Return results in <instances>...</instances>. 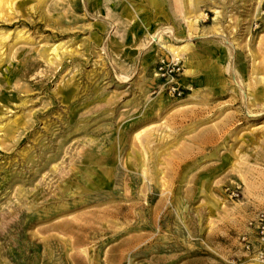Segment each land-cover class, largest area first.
Instances as JSON below:
<instances>
[{
    "label": "rangeland",
    "instance_id": "1",
    "mask_svg": "<svg viewBox=\"0 0 264 264\" xmlns=\"http://www.w3.org/2000/svg\"><path fill=\"white\" fill-rule=\"evenodd\" d=\"M262 211L264 0L0 3V264H262Z\"/></svg>",
    "mask_w": 264,
    "mask_h": 264
},
{
    "label": "built area",
    "instance_id": "2",
    "mask_svg": "<svg viewBox=\"0 0 264 264\" xmlns=\"http://www.w3.org/2000/svg\"><path fill=\"white\" fill-rule=\"evenodd\" d=\"M158 75L163 79L173 78L176 73L181 71L179 64H167L162 61L158 66ZM170 94L180 96L182 93L179 88L175 86L170 87ZM239 188L232 192V197L239 198ZM249 232L241 236L240 242L243 249L255 256L256 260L264 264V211L257 214V216L249 223Z\"/></svg>",
    "mask_w": 264,
    "mask_h": 264
},
{
    "label": "bare ground",
    "instance_id": "3",
    "mask_svg": "<svg viewBox=\"0 0 264 264\" xmlns=\"http://www.w3.org/2000/svg\"><path fill=\"white\" fill-rule=\"evenodd\" d=\"M4 0H0V3H2ZM14 1V0H13ZM12 2V1H11ZM13 4V3H12ZM8 5V4H7ZM13 7V6H12ZM6 8V7H5ZM9 11V10H8ZM4 15V14H3ZM157 33L152 37V39L153 40H155V41H161L162 39H163V35H166V34H174V29H172L171 27L170 28H161V29H159L158 31H156ZM169 49H171L176 55L175 56H178L179 55V51L182 49V47H171V48H169ZM187 51V50H186ZM185 51V52H186ZM184 52V51H183ZM182 52V53H183ZM181 53V52H180ZM57 55V54H56ZM57 58H59V56H57ZM120 77V76H119ZM120 79L122 80V81H125L126 80V78L125 77H120ZM143 132V131H142ZM139 134V133H138ZM137 134V135H138ZM141 136V135H140ZM146 138H148L147 136H146ZM151 138V137H150ZM155 139V138H154ZM154 139H153V141H154ZM139 140H141V139H139ZM148 140V139H147ZM150 140V139H149ZM149 140H148V142H149ZM144 141H145V138H144ZM153 141H152V143H153ZM138 142V141H137ZM128 143V142H127ZM141 143V142H140ZM150 143V142H149ZM149 143L148 144H146V145H149ZM157 143V142H156ZM133 145V148H134V144H132ZM141 145V144H140ZM145 145V144H144ZM146 145H145V147H146ZM139 147V146H138ZM147 148L149 149V147L147 146ZM142 149V148H141ZM146 149V148H145ZM144 149V150H145ZM121 150V149H120ZM136 150V149H135ZM143 150V151H144ZM140 151V150H139ZM138 151V152H139ZM142 151V150H141ZM149 152V151H148ZM151 152V151H150ZM144 153V152H143ZM146 154V153H145ZM148 155V154H147ZM138 156H139V154H138ZM146 156V155H145ZM144 157V156H143ZM146 158V157H145ZM144 158V159H145ZM144 161H146V160H144ZM144 163V162H143ZM142 163V164H143ZM146 164V163H145ZM144 164V165H145ZM143 165V166H144ZM142 166V165H141ZM142 166V167H143ZM140 167V166H139ZM144 168V167H143ZM142 169V168H141ZM140 169V170H141ZM147 169V168H146ZM140 173H141V171H140ZM142 175H145V174H142ZM142 175H140L141 176V178H142ZM148 175V174H147ZM125 177V176H124ZM147 177V176H146ZM128 179V178H127ZM145 179V178H144ZM124 185V184H123ZM126 187V186H125ZM124 188V187H123ZM127 191V190H126ZM124 193H125V191H124ZM112 194V193H111ZM123 198V197H122ZM128 199V198H127ZM118 207H120V206H118ZM129 208V207H128ZM130 209V208H129ZM121 211V210H120ZM116 212H118V211H116ZM122 212V211H121ZM111 213V212H110ZM123 213V212H122ZM57 225V224H56ZM51 228V227H50ZM52 229V228H51ZM66 229H67V227H66ZM50 230V229H49ZM48 231V230H47ZM55 231H57V230H55ZM65 231V230H64ZM69 231V230H68ZM49 232V231H48ZM46 240V239H45ZM47 241V240H46ZM49 241V240H48ZM64 245V244H63ZM62 245V246H63ZM74 245V244H73ZM71 258H73V256H71ZM71 260H74V259H71ZM79 260V259H78Z\"/></svg>",
    "mask_w": 264,
    "mask_h": 264
}]
</instances>
